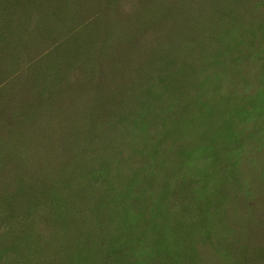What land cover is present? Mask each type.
Here are the masks:
<instances>
[{"label":"rangeland","instance_id":"374dc122","mask_svg":"<svg viewBox=\"0 0 264 264\" xmlns=\"http://www.w3.org/2000/svg\"><path fill=\"white\" fill-rule=\"evenodd\" d=\"M0 264H264V0H0Z\"/></svg>","mask_w":264,"mask_h":264}]
</instances>
